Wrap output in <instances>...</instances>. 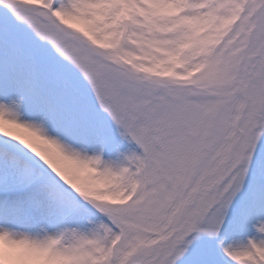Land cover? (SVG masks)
I'll return each instance as SVG.
<instances>
[{
	"label": "snow or ice",
	"instance_id": "snow-or-ice-1",
	"mask_svg": "<svg viewBox=\"0 0 264 264\" xmlns=\"http://www.w3.org/2000/svg\"><path fill=\"white\" fill-rule=\"evenodd\" d=\"M0 264H264V0H0Z\"/></svg>",
	"mask_w": 264,
	"mask_h": 264
}]
</instances>
